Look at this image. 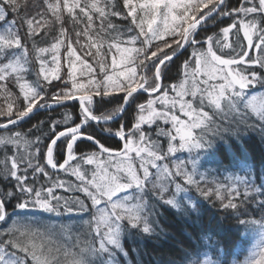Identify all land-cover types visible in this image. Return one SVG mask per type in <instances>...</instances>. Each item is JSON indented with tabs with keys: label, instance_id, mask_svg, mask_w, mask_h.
Listing matches in <instances>:
<instances>
[{
	"label": "snow or ice",
	"instance_id": "obj_1",
	"mask_svg": "<svg viewBox=\"0 0 264 264\" xmlns=\"http://www.w3.org/2000/svg\"><path fill=\"white\" fill-rule=\"evenodd\" d=\"M43 9L32 15L29 0H0V118L5 121L0 123L5 132L0 135V223L11 219L0 228V264H119L116 253L127 256L126 233L152 237L164 231L151 201L198 221L200 205L207 202L214 211L206 226L200 224L201 239L218 236L229 217L248 231L259 230V251L243 264H264V169L257 175L241 159L249 133H258L264 143V0H43ZM65 13L73 29L86 20L74 39L65 27ZM48 14L51 21L43 18ZM113 17L125 27L111 23ZM224 18L226 26L197 38L209 22ZM82 37L87 44H81ZM74 44L100 65L102 79H77V63L81 75L93 68ZM62 48L68 79L54 84L63 79ZM189 48L177 82L165 87L169 65ZM113 52L109 71L106 58ZM30 55L39 62L32 82L27 79ZM9 83H15L20 96ZM114 100L120 103L108 111L106 105ZM69 101L78 105L75 118L66 112L62 119L49 117L26 131H12L34 113ZM133 106L115 131L100 126L129 115ZM94 126H100L98 131L89 133ZM106 135L121 143L106 146ZM219 143L244 175L225 168L226 182L206 179L211 170L200 171L202 156L210 157ZM249 207L260 211V219L248 218ZM15 210L70 219L51 223ZM74 228L83 231L74 234ZM164 264L229 261L222 249L191 242L179 248L178 259Z\"/></svg>",
	"mask_w": 264,
	"mask_h": 264
},
{
	"label": "trees",
	"instance_id": "obj_2",
	"mask_svg": "<svg viewBox=\"0 0 264 264\" xmlns=\"http://www.w3.org/2000/svg\"><path fill=\"white\" fill-rule=\"evenodd\" d=\"M238 0H230V3L236 4ZM43 9V0H29V11L32 15H35L37 12H42ZM23 14V13H22ZM79 15V13H77ZM46 20L51 21L52 17L50 14L43 17ZM66 23L65 27L69 29V31L73 34L74 39V31L76 30H83L86 26V20H81L76 29H73L72 23L67 18V14L65 13ZM39 19V17H38ZM111 23L121 27L123 29L125 27V22L119 18L113 17L110 21ZM228 22V18H224V20H217L214 24L209 22L206 26V33L201 31L200 35L197 37L198 39L204 38V36L211 35L219 30L220 27L226 26ZM107 23V22H106ZM95 27L99 26V21L97 20ZM23 31V30H22ZM242 37V33H241ZM87 38H81V44H87ZM246 43V42H245ZM41 46H46L41 44ZM77 48V53L81 55L82 59H88V63L92 65L94 73L97 74V80L102 79V73L100 72V65L95 62L94 58L85 57L84 52L85 49L80 48L77 45H73ZM139 47V45H136ZM191 52L189 48L187 52L181 55L177 60H175L172 64L169 65V70L167 72V79L163 80V83H176L177 82V70L182 64L183 60L188 57V54ZM65 49H61V72L60 75L63 78L60 81H53L54 84H62L64 80H67V71L68 65L66 59L64 58ZM116 55L114 52L109 53L106 58V64L109 66L111 65L112 56ZM118 57V56H117ZM30 64L36 66V60L30 55ZM52 66V65H49ZM31 71L29 72L27 79L32 82L36 79V71L35 68H30ZM81 80V78H78ZM91 79V77H89ZM8 87L10 90L14 89L13 83H9ZM17 86H15L14 94L20 96L19 89L17 90ZM55 91V89H52ZM2 93V90H0ZM146 98V97H145ZM120 103L118 100H114L112 104L106 105V109L108 111H112L115 107ZM0 105H4V97L0 94ZM134 110L133 108L129 109V115H122L117 121L109 123L107 125H100L106 128H112L115 130L121 122H125L129 119L130 113ZM207 110V109H206ZM104 109H101V112H104ZM70 113L72 117H76L79 114V108L75 101L67 102V105L64 107H56L52 111H45V112H36L33 114V117L28 120V122L23 123L22 125H18L16 128H13L12 131L23 130L26 131L28 128L31 127L33 123H36L38 120L44 119L47 120L49 117L53 119H62L64 113ZM107 114V113H105ZM76 122H79L78 120ZM71 125V122L69 123ZM68 125V126H69ZM94 126L89 127L87 131L89 133L93 131H98V127ZM147 129V128H146ZM149 129H147L148 131ZM48 129L45 127L44 132H47ZM153 133V138H155V127L150 130ZM4 130H0V135H2ZM162 139V143L166 148L167 142ZM108 147L116 148L119 142L118 138L114 136L106 135L102 140ZM87 142L85 141L80 145L81 148ZM246 147H247V154L246 157L241 156V159H245L246 163L252 166L253 170L257 175H259L261 169H264V143L261 142L260 136L258 133H249L246 139ZM22 151V149H21ZM8 155H11V151H8ZM237 155L240 154L237 152ZM177 158L186 159L187 153H177ZM3 158V152H0V159ZM202 167L200 168L201 172H206L211 170L210 175L206 177L207 180L211 181L213 179L221 182L224 181V177L228 174L225 172V168H228L230 172L233 174L244 175L242 171L238 167H232L234 161L232 154L228 152L227 146L219 143L217 144L214 152L211 154L210 157H203L202 156ZM31 175V173H29ZM62 179L70 180L75 182L74 178L68 176H64L60 174ZM257 185H259L260 181L257 179ZM3 185L0 184V187ZM202 187H208L211 185L202 184ZM193 194L195 195V190L193 189ZM62 195H70V193H65L63 190L60 191ZM79 195V193H77ZM264 198V197H260ZM156 203L155 218L159 221L160 227L164 230L160 232L159 235L152 236V237H140L135 232L126 233L123 238V247L127 252V256L122 255L121 253L117 252V259L119 264H164L170 258H179V248L181 246L187 247L189 243L195 242L198 244H203L208 246L209 248L216 247L223 250L224 257L228 259L229 263L231 260H243L247 257L249 250L253 246L254 241V230L248 231L246 230L245 226H239L235 223V221L229 217L228 220L225 221L224 228L220 231V234L214 235L210 240L201 239V229L200 224L203 223L205 226L208 223L209 217L213 213V209H211L207 202H202L200 205L201 209V217L198 221L197 218L193 215L191 218H185L177 213V211L169 206L163 205L162 203L151 201ZM16 201L13 200L9 202L7 206V211L12 213L14 211V205ZM20 216H38L45 222L51 223H68L70 217L67 215L63 217H57L55 214H48V213H40L34 210H15ZM249 217L248 218H255L260 219L261 213L259 210H255L253 207H249ZM15 214V213H14ZM223 213H217V215H222ZM86 217V215H85ZM243 218V217H242ZM11 223V219L8 220L7 223H0V228H7ZM77 231H83V229H73V233ZM159 231V230H158ZM60 243H67V241L63 240L62 238L57 237ZM219 242V243H217Z\"/></svg>",
	"mask_w": 264,
	"mask_h": 264
},
{
	"label": "rangeland",
	"instance_id": "obj_3",
	"mask_svg": "<svg viewBox=\"0 0 264 264\" xmlns=\"http://www.w3.org/2000/svg\"><path fill=\"white\" fill-rule=\"evenodd\" d=\"M12 17L10 16L9 17V19H11ZM117 59H119V57H117ZM29 67L30 68H32V69H34L35 68V71H36V73L39 71V62L37 61L36 62V66L35 65H33V64H30L29 65ZM49 67H52V66H49ZM79 69H80V65H79V63H77V73H76V76L78 77V78H81V80H83V81H87V80H89V77H91V79L94 77L95 79H97V74L96 73H94V71L91 73V74H85V75H81L80 74V71H79ZM85 72H87V70L85 69ZM149 75H150V73H149ZM36 78V77H35ZM34 81H35V79H34ZM164 85H165V87H167L169 84L168 83H163ZM13 86H14V89H15V83H13ZM14 89L13 90H11L13 93H14ZM17 90H18V88H17ZM21 95V94H20ZM0 106H4V105H0ZM178 115L180 114V113H177ZM181 118H184L183 116L181 117ZM3 122H5L4 120H3V118H0V123H3ZM163 127H169V125H163ZM113 131H115V130H113ZM146 131H147V129H146ZM3 134H5V133H3ZM167 162H169V164H170V166H171V163H170V161H167ZM70 176V175H69ZM70 177H72V176H70ZM72 178H74V180H75V177H72ZM67 195V194H66ZM84 219H87L88 217L86 216H84L83 217ZM75 234V233H74ZM260 240H261V234H260V232H259V230H254V243H253V246H252V248L249 250V253H248V255H247V257L246 258H244L243 260H239V261H237V260H235V261H237V264H243V262L246 260V259H248V257L252 254V252H254V251H259V244H260ZM232 261L233 260H231V263H229V264H232Z\"/></svg>",
	"mask_w": 264,
	"mask_h": 264
},
{
	"label": "water",
	"instance_id": "obj_4",
	"mask_svg": "<svg viewBox=\"0 0 264 264\" xmlns=\"http://www.w3.org/2000/svg\"><path fill=\"white\" fill-rule=\"evenodd\" d=\"M69 102H70V101H69ZM119 118H120V117H119ZM119 118H118V119H119ZM118 119H117V120H118ZM115 121H116V120H115Z\"/></svg>",
	"mask_w": 264,
	"mask_h": 264
}]
</instances>
